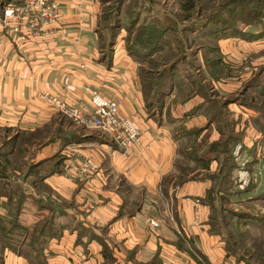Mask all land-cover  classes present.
I'll return each instance as SVG.
<instances>
[{
    "label": "crops",
    "instance_id": "obj_1",
    "mask_svg": "<svg viewBox=\"0 0 264 264\" xmlns=\"http://www.w3.org/2000/svg\"><path fill=\"white\" fill-rule=\"evenodd\" d=\"M2 1L0 131L25 141L7 152L0 176V222L24 230L8 233L9 244L0 240V264H246L212 230L211 207L202 201L211 180L182 171L180 160L193 153H183L186 137L172 131L166 116L175 112L179 121L195 100L173 106V88L161 112L147 111L140 61L120 36L110 51L103 45L101 0H56L57 20L36 25L28 16L3 22L5 6L25 0ZM94 91L133 121L139 146L113 147L89 124ZM42 95L78 109L81 119ZM181 122L198 129L199 138L207 131L200 115ZM214 129L210 144L222 136ZM199 158L206 163L199 155L192 163Z\"/></svg>",
    "mask_w": 264,
    "mask_h": 264
},
{
    "label": "rangeland",
    "instance_id": "obj_2",
    "mask_svg": "<svg viewBox=\"0 0 264 264\" xmlns=\"http://www.w3.org/2000/svg\"><path fill=\"white\" fill-rule=\"evenodd\" d=\"M101 2L102 11L108 12L101 24L106 51L121 39L144 72L172 73L173 106L195 100L191 102L197 105L184 114L188 105L179 108V121L173 119L175 112L166 116L172 131L186 137L183 153H193L180 162L184 171L193 172L189 177L216 175L210 179L215 231L234 256L246 264H264V0H191L189 12L184 10L186 0ZM141 31L153 35L139 37ZM198 115L207 125L202 138L198 129H186L181 122ZM212 128L224 134L218 142L230 138L235 144L231 158L222 155L221 146L210 151ZM10 135L0 131V147ZM194 155L205 156L206 163L199 158L200 164H193ZM212 161L214 168L209 167ZM221 166L233 168L229 177L219 174ZM165 211L170 221L168 205Z\"/></svg>",
    "mask_w": 264,
    "mask_h": 264
},
{
    "label": "built area",
    "instance_id": "obj_3",
    "mask_svg": "<svg viewBox=\"0 0 264 264\" xmlns=\"http://www.w3.org/2000/svg\"><path fill=\"white\" fill-rule=\"evenodd\" d=\"M58 6L56 0H25L22 6L7 5L2 12L3 22L17 20L19 16H28L33 25L53 22L58 18ZM41 98L62 114L81 119L78 109L68 107L64 102L51 96L42 95ZM90 102L93 115L89 124L94 129L124 150H132L140 145V133L137 127L129 118L121 116L115 100L103 97L99 92L94 91ZM150 225L157 227L159 224L151 220Z\"/></svg>",
    "mask_w": 264,
    "mask_h": 264
},
{
    "label": "trees",
    "instance_id": "obj_4",
    "mask_svg": "<svg viewBox=\"0 0 264 264\" xmlns=\"http://www.w3.org/2000/svg\"><path fill=\"white\" fill-rule=\"evenodd\" d=\"M7 1L9 0H3V3H7ZM186 5L184 6V10H186V12H189L193 7L191 4V0H186ZM3 5V4H2ZM104 5V3H103ZM107 11L106 13L102 11L101 13V17H102V22H106L107 21ZM104 20V21H103ZM117 23V22H116ZM251 34H254V32L249 31ZM144 35H148L149 38L152 37V32H145V31H141V33L139 34V37L144 36ZM129 54V53H128ZM130 55H133L130 53ZM137 55H133V57H135ZM140 61V60H138ZM153 72H144V70L142 68L139 69V74H140V79H141V83H142V88H143V96L145 98L146 101V109L147 111L152 114L155 115L159 112H161V108L163 106V101L164 98L169 96L174 88V84L171 82L170 77H172L171 72H157L158 74H156V76H154V74H151ZM168 80L169 84H165V82H163L164 80ZM162 81V82H161ZM209 103V102H208ZM155 113V114H153ZM209 124H212V121H209ZM221 134L224 136V134L221 132ZM230 138L222 140V142H214L211 143V145L209 146V149L211 152H215V150H217L218 146H221V153L222 155H224L225 157H229L231 158V151L233 148H235V144L234 143H229ZM24 139L22 138V136L20 135H12L10 137H8L6 139V141L4 142L3 146L0 147V176L1 178L4 177V171H5V166L7 165L6 163V154L8 151H11L12 149H18L20 150L23 145H24ZM107 141V140H106ZM111 146L113 147H117L116 145H114L113 142H109L107 141ZM234 145V146H233ZM6 146L8 148H6ZM233 146V147H231ZM230 147L232 149H230ZM216 160V159H214ZM226 163V161H225ZM177 167L179 169H181L182 167H180L179 165H177ZM206 168V167H205ZM225 167V169H223V167L221 166L220 169H218L219 174L223 171L224 173L226 172L225 175H228V177L230 176V174L233 171V168L230 167ZM184 169L182 168V171ZM184 172V171H183ZM187 173V172H186ZM205 177H190V179H204ZM217 178L216 175H214L212 177V179ZM187 179V177H184L183 179L180 178V180H185ZM211 179V177H210ZM211 179V180H212ZM212 189L211 187L207 190L206 195L204 197V199H202V201L206 204H208L211 207V218H210V223L212 226V230L215 228V223H214V217L212 215V207H213V201H214V197L212 195ZM14 211H18V205H15ZM23 227L21 225H17L15 224H8L5 225L3 224V222H0V240H3V242L6 243L5 240L9 239L8 237V233H11L13 231H17L19 232V234H22L24 231L22 229ZM214 231V230H213ZM21 241V240H20ZM10 241L7 242V244H9ZM20 243V242H19ZM22 252V251H20Z\"/></svg>",
    "mask_w": 264,
    "mask_h": 264
}]
</instances>
